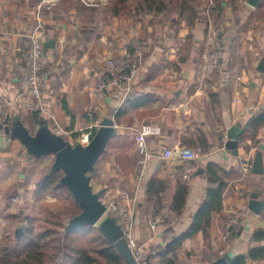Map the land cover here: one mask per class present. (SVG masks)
<instances>
[{
  "label": "crops",
  "instance_id": "obj_1",
  "mask_svg": "<svg viewBox=\"0 0 264 264\" xmlns=\"http://www.w3.org/2000/svg\"><path fill=\"white\" fill-rule=\"evenodd\" d=\"M115 1L61 0L41 7V0H0V104L9 108L10 117L18 114L33 132L46 122L73 143L82 133L93 135L104 119L114 120L118 134L99 159L92 183L96 190L108 187L137 197L132 228L137 259L157 253L190 226L204 199L206 186L200 175L210 161L234 175L227 179L223 209L215 214L208 234L199 231L186 240L177 254V264L209 263L264 244L251 242L255 231L264 229V208L256 213L249 207L253 194L264 201V173L246 169L264 143V127L257 134L260 144L242 139L248 121L264 112V71L259 69L264 59V17L260 4L254 7L239 0L234 7L223 2L224 13L218 22L224 45L222 66L205 72L202 53L215 0H192L199 11L192 25L187 12L175 3L156 11L142 0H120L116 11ZM137 10H141L138 15ZM34 32L45 38L48 65L40 106L30 111L22 103ZM136 42L134 49L143 42L147 46L131 79L122 83L109 80L107 89L100 91L99 78H108L107 60L112 58L122 71H129L128 53ZM211 91L220 94V121L213 112ZM239 122L247 128L236 155L226 148L223 133ZM146 123L160 124L163 132L147 137L153 155L144 164L136 151V134ZM201 136L208 146L201 143ZM197 145L204 147L205 156L187 165L179 148ZM167 148L173 150L170 158L165 157ZM134 150L136 161L130 157L133 160L125 163L124 155ZM25 151L20 139L0 130V213L10 222L18 217L13 206L8 207L10 201L18 203L13 198H23L25 186L35 183L29 174L38 161H31ZM186 169L189 179L182 177ZM153 178L151 197L149 183ZM183 182L189 193L178 213L172 205ZM47 196L54 205L63 206L65 211L57 215L68 220L70 202ZM236 211L241 214L239 224L225 240L227 221Z\"/></svg>",
  "mask_w": 264,
  "mask_h": 264
},
{
  "label": "trees",
  "instance_id": "obj_2",
  "mask_svg": "<svg viewBox=\"0 0 264 264\" xmlns=\"http://www.w3.org/2000/svg\"><path fill=\"white\" fill-rule=\"evenodd\" d=\"M118 1L120 0L115 1L116 11H118ZM142 1L148 9L156 11L164 10L169 2L175 3L184 12H187V21L190 25L194 24L199 13L198 5L194 4L192 0ZM224 1L231 2L235 7V3L239 0H215L216 6L210 9V14L217 29L219 28L218 22L224 13ZM259 9H261L264 17V0L261 1ZM140 13L141 10L135 12L136 15ZM136 45L137 42L130 47L126 66L131 64L132 54ZM210 96L215 118L220 121L222 119L220 94L217 91H211ZM247 125L248 130L242 139L246 140L250 138L260 144L261 141L257 140V134L264 127V112L253 116ZM5 129H1V131ZM95 132L96 129H94L93 134ZM202 137L204 136H201V143L204 144L205 139ZM204 146H208V143H205ZM106 154L107 150L101 158ZM61 174V172L52 173L49 170L48 174L44 175L38 183L41 186V191L48 190L52 196L59 200L70 202L71 205L68 212L70 219L78 214L82 208L67 187L60 183ZM232 175L234 173L224 169L218 163L213 161L208 162L203 167L200 175L202 183L206 186L204 199L190 226L157 253H150L138 258L139 264H157L158 261L161 264H177V254L184 246L186 240L195 236L199 231H204L205 234H208L215 214L221 212L223 209L224 193L228 185L227 179ZM154 184L153 178L149 183V194L151 197L153 195ZM188 193V185L184 182L180 183L172 205V208L176 212L180 213L184 208ZM67 222L60 215H56L54 225L57 227L44 231V233L38 236L27 233L20 238L13 237V241L9 240V238L6 241L0 242V264H127L115 244L100 231L98 226L87 225L65 231ZM238 224L234 225L231 236L234 234ZM251 242H264V229L256 230L251 237ZM229 264H264V244L250 246L246 253L236 255Z\"/></svg>",
  "mask_w": 264,
  "mask_h": 264
},
{
  "label": "water",
  "instance_id": "obj_3",
  "mask_svg": "<svg viewBox=\"0 0 264 264\" xmlns=\"http://www.w3.org/2000/svg\"><path fill=\"white\" fill-rule=\"evenodd\" d=\"M247 2L256 7L261 0H247ZM49 43L52 42L49 40ZM48 45L46 43V46ZM259 69L264 71V59L260 61ZM246 128V125L239 122L234 123L227 130L226 148L236 155L239 154L240 138ZM6 130L9 135L20 139L25 145V155L28 158L38 160L43 156L54 155V161L49 170L52 173H62L60 183L67 187L82 208L78 214L68 220L65 231L87 225L98 226L100 231L115 244L127 264H139L118 217L106 215L107 205L102 197L107 187L96 190L92 183L97 170V162L106 152L111 139L118 134L114 120L104 119L87 144H83L80 138L74 143L65 139L46 122H41L40 127L33 132L18 114H12ZM263 150L264 143H261L251 167V171L255 174L264 173ZM249 207L254 212L260 213L264 208V201H260L257 194H253ZM24 233L25 224L22 223L16 228L15 237L20 238ZM232 260L231 255L225 254L204 264H229Z\"/></svg>",
  "mask_w": 264,
  "mask_h": 264
},
{
  "label": "built area",
  "instance_id": "obj_4",
  "mask_svg": "<svg viewBox=\"0 0 264 264\" xmlns=\"http://www.w3.org/2000/svg\"><path fill=\"white\" fill-rule=\"evenodd\" d=\"M59 0H41L40 6L52 5ZM147 44L145 42L139 44L133 51L132 62L129 71H122L119 63L114 59L109 58L107 60V73L108 78L100 77L97 83V88L102 91L107 89L109 80L114 83H122L129 81L133 73L139 68L140 61L144 57ZM224 45L219 37V30L214 25V22H210V26L207 31V41L205 49L202 53V67L205 72L213 71L216 68L222 66ZM30 66L28 73V83L23 99V106L30 111L38 110L40 102L43 96V89L45 85V70L48 65V58L45 50V38L37 35L34 32L31 35V49H30ZM10 110L4 105L0 104V129H5L9 125ZM60 130L56 133L60 134ZM163 132V128L160 124L146 123L139 129L136 134V151L139 154V161L141 163H147L152 157V152L148 148L146 139L148 136H159ZM92 133H82L80 139L83 144L90 142ZM223 139H227V132L224 133ZM179 154L187 165L192 161H198L205 156L204 148L201 145L196 147L182 146L179 148ZM173 155V150L167 148L165 157L170 158ZM252 167V164H248L246 169ZM190 172L186 169L182 177L184 179L190 178ZM103 202L107 205L106 215L117 216L122 224L125 236L128 239L129 246L133 250L136 246V241L132 235V228L135 221L136 209L138 199L135 195L124 191H112L107 190L102 197ZM241 214L239 211L233 212L232 217L228 221L224 239H228L235 224L239 223ZM0 223H3V217L0 214ZM223 253V252H222ZM135 256H139V252L134 253Z\"/></svg>",
  "mask_w": 264,
  "mask_h": 264
},
{
  "label": "rangeland",
  "instance_id": "obj_5",
  "mask_svg": "<svg viewBox=\"0 0 264 264\" xmlns=\"http://www.w3.org/2000/svg\"><path fill=\"white\" fill-rule=\"evenodd\" d=\"M87 1L95 3L97 2V0ZM130 157H133V159L136 161L137 154H135V150L132 153L124 155L125 163H127V160L131 159ZM30 160L33 161L35 159L30 158ZM103 160L104 159L101 160V163ZM35 161L38 162H36L34 166L30 168L29 174V179H32V182L35 183L25 186L26 190L23 191V198H13V200L17 201L18 203L12 204L10 201V204L8 205L10 208L13 206L12 208L18 212V217L15 219V221L10 222V219H7L5 218L6 216L1 215L3 217V223H0V242L6 241L9 238V240L13 241L14 238H16L15 230L18 225L22 223L25 224V233L21 237L25 236L27 233L33 236H38L39 234L44 233V231H47L53 227H57L54 225L56 215L58 214V211H65L62 205L58 203L54 205V202L50 201L47 195L52 194L48 190L41 191V186L38 183L44 175L46 176L48 174V171L53 163V156H43ZM248 171H251V168H249ZM95 182L97 183V181ZM63 205H65V202H63ZM4 210L7 211L6 208Z\"/></svg>",
  "mask_w": 264,
  "mask_h": 264
}]
</instances>
